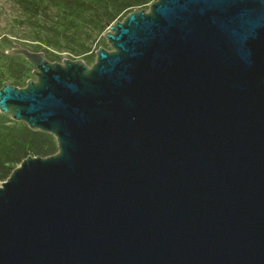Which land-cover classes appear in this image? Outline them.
Masks as SVG:
<instances>
[{
    "label": "water",
    "instance_id": "water-1",
    "mask_svg": "<svg viewBox=\"0 0 264 264\" xmlns=\"http://www.w3.org/2000/svg\"><path fill=\"white\" fill-rule=\"evenodd\" d=\"M96 61L20 44L0 112L56 136L0 184V264H264V0H153Z\"/></svg>",
    "mask_w": 264,
    "mask_h": 264
},
{
    "label": "rangeland",
    "instance_id": "rangeland-1",
    "mask_svg": "<svg viewBox=\"0 0 264 264\" xmlns=\"http://www.w3.org/2000/svg\"><path fill=\"white\" fill-rule=\"evenodd\" d=\"M126 3L127 0H0V86L7 81L22 87L28 79L36 78L33 72L36 67L28 59L9 53L16 44L43 51L51 61L83 59L92 65L99 47L112 48L104 35L109 29L107 22L123 19L135 8L148 9L150 5L149 2L124 7ZM20 73L22 77L16 79ZM0 125L17 127L20 133H27L25 128L31 129L26 122L3 112H0ZM42 132L43 139L58 150L56 136ZM20 156V159L25 157ZM20 159H14L12 165H19ZM3 166L0 161V170ZM4 180L0 176V184Z\"/></svg>",
    "mask_w": 264,
    "mask_h": 264
},
{
    "label": "trees",
    "instance_id": "trees-1",
    "mask_svg": "<svg viewBox=\"0 0 264 264\" xmlns=\"http://www.w3.org/2000/svg\"><path fill=\"white\" fill-rule=\"evenodd\" d=\"M151 1L153 0H127L124 7L142 5ZM21 77L22 73H20L16 79ZM25 130L27 133H20L18 132L20 129L17 127L0 125V161L5 165L0 170V176H4L5 179L15 168V166L12 165L14 159H20L21 154L26 157L30 153L35 155H50L57 151L54 144L52 145L49 141L43 139L45 134L44 132L34 131L29 128H25ZM39 140L43 141L39 142ZM19 150L21 151L19 152ZM3 156H5V158ZM6 157L8 158L6 159ZM19 161H22V159Z\"/></svg>",
    "mask_w": 264,
    "mask_h": 264
}]
</instances>
